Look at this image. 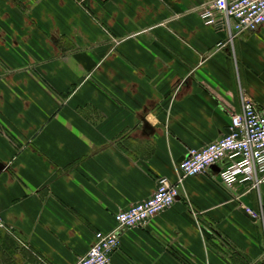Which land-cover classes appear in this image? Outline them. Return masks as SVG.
Masks as SVG:
<instances>
[{
    "label": "crops",
    "instance_id": "crops-1",
    "mask_svg": "<svg viewBox=\"0 0 264 264\" xmlns=\"http://www.w3.org/2000/svg\"><path fill=\"white\" fill-rule=\"evenodd\" d=\"M211 1L0 0V264H74L244 99L264 113V23L228 41ZM228 163L120 229L111 264H264V185L226 186Z\"/></svg>",
    "mask_w": 264,
    "mask_h": 264
},
{
    "label": "built area",
    "instance_id": "built-area-1",
    "mask_svg": "<svg viewBox=\"0 0 264 264\" xmlns=\"http://www.w3.org/2000/svg\"><path fill=\"white\" fill-rule=\"evenodd\" d=\"M221 18V28L227 40L236 35L255 30L264 23V0H212L202 10L206 24ZM228 158L229 163L220 172L226 186L247 183L258 189L264 185V113L256 110L250 100L242 101L241 111L231 116L225 135L199 148H189L177 164V180L172 182L161 176L151 196L128 208L114 213L116 227L109 232L99 231L94 241L74 264H111L112 254L119 247V230L143 225L151 217L170 207L178 195V186L186 177L194 176L209 166ZM4 221L0 212V228Z\"/></svg>",
    "mask_w": 264,
    "mask_h": 264
},
{
    "label": "water",
    "instance_id": "water-1",
    "mask_svg": "<svg viewBox=\"0 0 264 264\" xmlns=\"http://www.w3.org/2000/svg\"><path fill=\"white\" fill-rule=\"evenodd\" d=\"M251 219H252V220H255V217H254V216H251Z\"/></svg>",
    "mask_w": 264,
    "mask_h": 264
}]
</instances>
